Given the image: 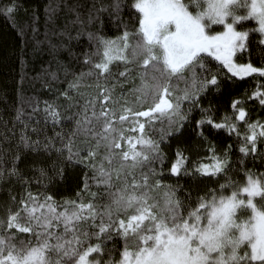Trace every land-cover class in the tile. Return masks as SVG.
<instances>
[{
	"label": "snow or ice",
	"instance_id": "1",
	"mask_svg": "<svg viewBox=\"0 0 264 264\" xmlns=\"http://www.w3.org/2000/svg\"><path fill=\"white\" fill-rule=\"evenodd\" d=\"M60 7L44 5L48 44L49 24L87 43L61 42L70 59L42 82L63 106L21 95L0 119V264H264V116L249 107L264 111V0H77L63 26ZM20 8L0 0V17L43 44ZM105 11L114 37L92 27ZM224 91L218 115L204 100Z\"/></svg>",
	"mask_w": 264,
	"mask_h": 264
},
{
	"label": "trees",
	"instance_id": "2",
	"mask_svg": "<svg viewBox=\"0 0 264 264\" xmlns=\"http://www.w3.org/2000/svg\"><path fill=\"white\" fill-rule=\"evenodd\" d=\"M75 2L77 0H51L53 4H61L60 9L56 13V22L58 25L63 26L65 19L72 18L74 15L69 9L64 7V4H73ZM95 2L99 5V3H108L109 0H95ZM126 2L127 0H125ZM47 3H49V0H21V8L17 14V19L21 25L30 23L33 12L39 15V31L35 35V40H44V43L41 45H35L34 40H29L26 45L22 44L21 36L17 28L3 17H0V119H10L15 114V107L21 95L24 99L32 98L34 102L38 100L41 109L43 108V102L46 100L50 103L60 104L61 106L64 104L63 98H58L55 90H49L43 87L42 82H45L47 79L46 73L56 70L58 61H67L70 59V49L59 47L61 42L71 44V50L80 52L83 51L84 45L87 43V36H81L80 42L75 39L68 41L67 37L53 35V32H58L59 29H54L49 24L48 37L53 44L57 45L56 48L51 47L44 38V5ZM87 3L91 4L93 0H87ZM123 15L127 18V12H124ZM101 19L104 21L103 25L96 22L92 27L100 31L102 35L108 37L116 36L118 34L116 31L117 24L109 18L107 11L101 14ZM69 27L74 32L75 28L79 27V25H70ZM28 34L31 35L30 28ZM21 56H23V62L21 61ZM242 79L244 82L237 86V91L243 92L246 88L250 90L255 87V79ZM209 101L215 106L217 114H222L228 106V92L209 93L204 103L207 104ZM249 107L252 111L253 118H256L257 115L264 116V111L260 109L258 104L255 106L249 105ZM28 110V108H25V111ZM63 115L66 116L67 113ZM62 127L67 131L70 125L69 123H64ZM56 130L59 131L60 129L57 128ZM52 131V126L49 125L48 134L51 135ZM213 139H216L218 143L221 141L226 142V136L224 134L220 136L214 135ZM172 147L174 148L175 145L173 144ZM201 154L203 153L201 152ZM182 183L186 186L188 182L185 180ZM74 184L75 178L70 176L63 185L67 191L61 192V195H70L74 191ZM33 187L35 188L36 185L33 184ZM19 190L18 185L13 186V191L18 193ZM180 194L183 195V189H181Z\"/></svg>",
	"mask_w": 264,
	"mask_h": 264
},
{
	"label": "flooded vegetation",
	"instance_id": "3",
	"mask_svg": "<svg viewBox=\"0 0 264 264\" xmlns=\"http://www.w3.org/2000/svg\"><path fill=\"white\" fill-rule=\"evenodd\" d=\"M257 62H258V58H257Z\"/></svg>",
	"mask_w": 264,
	"mask_h": 264
}]
</instances>
